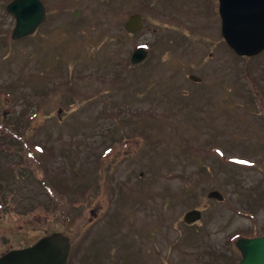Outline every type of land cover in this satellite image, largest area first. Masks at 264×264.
Wrapping results in <instances>:
<instances>
[{
  "label": "rangeland",
  "instance_id": "rangeland-1",
  "mask_svg": "<svg viewBox=\"0 0 264 264\" xmlns=\"http://www.w3.org/2000/svg\"><path fill=\"white\" fill-rule=\"evenodd\" d=\"M40 1L11 40L0 0V252L57 230L66 264H234L264 233V51L217 0Z\"/></svg>",
  "mask_w": 264,
  "mask_h": 264
},
{
  "label": "water",
  "instance_id": "water-1",
  "mask_svg": "<svg viewBox=\"0 0 264 264\" xmlns=\"http://www.w3.org/2000/svg\"><path fill=\"white\" fill-rule=\"evenodd\" d=\"M218 1L221 32L226 43L239 55H253L263 50L264 0ZM5 9L14 19L12 39L31 33L44 19V8L39 0H11ZM138 22L139 16H133L127 28L135 27ZM141 55L139 51L133 53L135 59ZM236 245L241 252L236 264H264V234L239 236ZM68 248V237L52 231L32 244L0 253V264H64Z\"/></svg>",
  "mask_w": 264,
  "mask_h": 264
},
{
  "label": "trees",
  "instance_id": "trees-1",
  "mask_svg": "<svg viewBox=\"0 0 264 264\" xmlns=\"http://www.w3.org/2000/svg\"><path fill=\"white\" fill-rule=\"evenodd\" d=\"M142 115H143V113H141L139 117H141ZM3 127H4L5 129H7V130L10 129V125H9L7 122H5V121H3ZM12 128H13V122H11V129H12ZM230 254H231V255H234V254H232L231 252H230ZM231 261H232V259H231L227 264H232Z\"/></svg>",
  "mask_w": 264,
  "mask_h": 264
},
{
  "label": "bare ground",
  "instance_id": "bare-ground-1",
  "mask_svg": "<svg viewBox=\"0 0 264 264\" xmlns=\"http://www.w3.org/2000/svg\"><path fill=\"white\" fill-rule=\"evenodd\" d=\"M112 194H113V192H112Z\"/></svg>",
  "mask_w": 264,
  "mask_h": 264
}]
</instances>
